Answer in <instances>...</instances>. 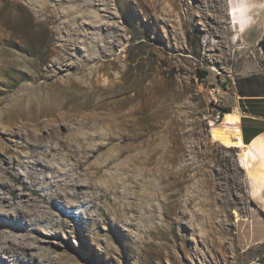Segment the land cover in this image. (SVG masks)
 <instances>
[{
    "label": "rangeland",
    "instance_id": "1",
    "mask_svg": "<svg viewBox=\"0 0 264 264\" xmlns=\"http://www.w3.org/2000/svg\"><path fill=\"white\" fill-rule=\"evenodd\" d=\"M104 1L107 10L97 11L95 0H0V163L29 158L24 135L35 128L36 114L66 113L65 138L98 106L118 110L100 135L92 123L82 130L92 158L79 172L99 198L90 210L94 223L71 221L93 233L78 237V259L264 264V239L248 240L236 223L248 208L237 156L244 151L240 115L217 118L208 88L263 93V45L244 44L230 0ZM97 12L105 27L92 33ZM61 54L66 61L54 64ZM36 132L47 136L49 127ZM164 155L171 157V177L157 162ZM18 177L15 170L7 178L22 187Z\"/></svg>",
    "mask_w": 264,
    "mask_h": 264
},
{
    "label": "bare ground",
    "instance_id": "2",
    "mask_svg": "<svg viewBox=\"0 0 264 264\" xmlns=\"http://www.w3.org/2000/svg\"><path fill=\"white\" fill-rule=\"evenodd\" d=\"M59 1L63 3L67 0ZM95 1L96 3H91V6L100 5L101 8L96 9L97 11L107 10L106 1ZM43 10L45 6L42 5L40 11ZM98 14L97 12L96 17L91 20L92 24L88 25L94 30L92 33H97L95 31H101L100 29L105 27L104 16ZM90 32L85 31L86 35ZM70 47L66 48L71 49ZM66 59L67 56L61 54L55 59L54 64H62ZM101 108L98 106L99 110L93 115L85 114L77 121L76 131L65 138L61 128L62 122L68 120L66 113L61 116L47 113L48 117L41 119L35 112L36 115L32 116L31 120L35 128H28V132L26 131L24 135L29 145L27 151L29 158L13 157L3 159L0 163V264H84L74 252L80 243L78 237L83 235L92 239L93 233L89 229L77 231L71 221L75 220L78 223L80 218L85 217L87 221L94 223V216L91 217L90 210L96 206L99 194L93 190L95 185L93 186L91 178L87 179L79 172L83 164L92 158V154L85 148L89 134L83 133L82 130L92 123L94 130L100 135V130L108 128V125L112 124V119L119 118L118 110L111 109L107 112L100 110ZM117 121L113 120V122ZM43 125L49 127L47 136L36 132V128ZM49 138L52 140L47 141ZM153 159L152 156L150 162ZM170 160L171 157L168 155L157 157V162L164 166L166 164L165 172L169 177L172 175V169L169 168ZM15 170L19 175L15 181L21 183L22 187L16 186L7 178L12 177ZM200 181L201 179L196 184L198 198L202 197V181ZM234 212L238 213L236 210ZM65 228L72 230L66 234L63 232Z\"/></svg>",
    "mask_w": 264,
    "mask_h": 264
},
{
    "label": "crops",
    "instance_id": "3",
    "mask_svg": "<svg viewBox=\"0 0 264 264\" xmlns=\"http://www.w3.org/2000/svg\"><path fill=\"white\" fill-rule=\"evenodd\" d=\"M229 5L238 11L240 18L234 24L237 27L242 26L238 35L242 36L244 44L259 45L264 39V0H230ZM219 92L223 103L232 108L231 112L239 113L241 136L244 141V151L241 152L239 148L237 156L239 167L245 176L248 208L245 212L240 213V216L236 218V223L248 240L250 237L254 241L258 237L264 239V115H258L254 111V109L264 108V101L246 100L251 97L264 98V92L257 96H243L237 90L231 89ZM243 117L263 121L262 123L247 121L248 141H245L244 138ZM258 128H261L262 131L254 133L253 131Z\"/></svg>",
    "mask_w": 264,
    "mask_h": 264
},
{
    "label": "trees",
    "instance_id": "4",
    "mask_svg": "<svg viewBox=\"0 0 264 264\" xmlns=\"http://www.w3.org/2000/svg\"><path fill=\"white\" fill-rule=\"evenodd\" d=\"M261 45H263V47H264V39L263 40H261ZM200 73L202 74V76H206V71H200ZM253 79V78H252ZM238 92H239V94L240 95H243V96H247V95H253V96H257V95H259V94H249L248 92H246V91H244V90H241V88L240 89H238ZM246 100H249V101H264V98H261V97H251V98H248V99H246ZM255 105V104H254ZM242 108H243V110H245V108H244V105H242ZM220 111H221V113H222V115H224V114H226V113H229V112H231L232 111V108L231 107H229V106H226V107H221L220 108ZM254 111H255V113H257L258 115H264V108H260L259 110H256V109H254ZM248 120H251V121H253V122H256V123H262L263 121L262 120H257V119H255V120H252V119H249V118H247V117H243L242 118V123H243V132H244V138H245V141H248L249 140V137H247V121ZM260 131H262V129L261 128H258V129H255L253 132L254 133H259Z\"/></svg>",
    "mask_w": 264,
    "mask_h": 264
},
{
    "label": "built area",
    "instance_id": "5",
    "mask_svg": "<svg viewBox=\"0 0 264 264\" xmlns=\"http://www.w3.org/2000/svg\"><path fill=\"white\" fill-rule=\"evenodd\" d=\"M200 81L202 82V84L207 82V77L206 76H201ZM222 82H225V80H222ZM209 94H210V102L216 107L218 108V113H217V118H219L220 116H223L220 108L222 107L221 105L223 104V100L221 95L219 94V91L217 89L216 86L212 85L209 86ZM225 115V114H224Z\"/></svg>",
    "mask_w": 264,
    "mask_h": 264
}]
</instances>
